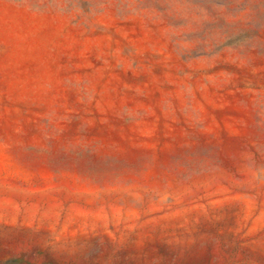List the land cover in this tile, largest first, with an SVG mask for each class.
<instances>
[{
  "label": "rangeland",
  "instance_id": "rangeland-1",
  "mask_svg": "<svg viewBox=\"0 0 264 264\" xmlns=\"http://www.w3.org/2000/svg\"><path fill=\"white\" fill-rule=\"evenodd\" d=\"M0 264H264V0H0Z\"/></svg>",
  "mask_w": 264,
  "mask_h": 264
}]
</instances>
